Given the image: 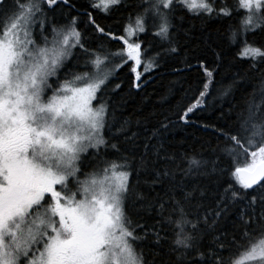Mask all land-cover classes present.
Wrapping results in <instances>:
<instances>
[{
    "label": "snow or ice",
    "instance_id": "obj_1",
    "mask_svg": "<svg viewBox=\"0 0 264 264\" xmlns=\"http://www.w3.org/2000/svg\"><path fill=\"white\" fill-rule=\"evenodd\" d=\"M121 8L115 37L92 10ZM193 20L230 21L233 62L247 64L217 90L242 102L228 131L214 129V158L170 151L168 116L134 124L103 98L114 58L139 81V66L179 53ZM87 28L124 47L90 46ZM149 28L159 50L145 60L129 37ZM214 54L216 68L198 60L205 79L184 123L208 104L225 59ZM0 264H264V0H0Z\"/></svg>",
    "mask_w": 264,
    "mask_h": 264
},
{
    "label": "trees",
    "instance_id": "obj_2",
    "mask_svg": "<svg viewBox=\"0 0 264 264\" xmlns=\"http://www.w3.org/2000/svg\"><path fill=\"white\" fill-rule=\"evenodd\" d=\"M75 2L81 9L88 6V0H75ZM129 2L135 3L136 0H129ZM232 2L233 0H229V3ZM92 11L96 22L106 31H110L115 37L124 35L123 28L127 23V11L123 8L109 14L98 10ZM80 19V27L85 29L87 17L82 16ZM191 23L196 26L195 30L187 43H184L181 38L179 53L165 57L159 62V67L153 68L149 72L144 71L143 65L139 66L137 70L142 73L139 81L135 80V74L131 71L134 62L128 61L127 64H122L121 59L117 57L116 61L120 62L121 67L117 68L109 77L103 98L110 97L118 119L128 118L134 124L137 120L143 122L153 112L156 115L150 118V127L163 116H168L170 121L175 122L164 133L165 142L170 151H175L178 154L186 152L189 155L203 153L206 157L214 158L211 156L212 148L217 145L223 146L224 143L223 137H218L214 129L223 128L228 131L235 120L234 114L231 120L228 119L229 106L242 102L240 92L236 93L235 98L220 99L217 90L222 84H227L237 71L243 73L247 69V64L239 59L233 62V57L239 49L236 45L229 44L227 39L225 30L230 21L221 23L218 20H208L205 23L202 20H193ZM202 24L205 28L204 31H201ZM151 33L152 29L149 28L147 34L139 33L137 36L129 37L130 42H141L142 48L148 50L144 57L145 60L159 50ZM85 35L88 37L90 46H103L107 52L115 53L124 47L121 40L102 36L91 28H87ZM214 50L223 52L225 59L214 74L216 82L211 88V95L207 98L208 104L195 109L188 115V122L184 123L179 120V116L199 95L198 89L202 88V81L205 79L202 69L196 66L198 60H206L210 68H216ZM186 52L188 59L185 62ZM125 59L127 58L125 57ZM189 64L192 67L189 68ZM230 64L231 67H229ZM134 83H139L141 87L135 88ZM116 84H120L121 87L113 93L111 90L115 88ZM251 90L249 87L248 91ZM163 97H167V100L162 101ZM178 104L179 107H177ZM236 111L239 109H234V113ZM133 218L137 219L135 215Z\"/></svg>",
    "mask_w": 264,
    "mask_h": 264
},
{
    "label": "bare ground",
    "instance_id": "obj_3",
    "mask_svg": "<svg viewBox=\"0 0 264 264\" xmlns=\"http://www.w3.org/2000/svg\"><path fill=\"white\" fill-rule=\"evenodd\" d=\"M116 58H117V57H116ZM116 58H114V59H113V63H112L111 65H109V67L114 68V71L117 69V68H115V65H116V64H120V62H119L118 60L116 61ZM114 71H113V72H114Z\"/></svg>",
    "mask_w": 264,
    "mask_h": 264
},
{
    "label": "rangeland",
    "instance_id": "obj_4",
    "mask_svg": "<svg viewBox=\"0 0 264 264\" xmlns=\"http://www.w3.org/2000/svg\"><path fill=\"white\" fill-rule=\"evenodd\" d=\"M50 94V93H49ZM58 190H59V186H58Z\"/></svg>",
    "mask_w": 264,
    "mask_h": 264
}]
</instances>
